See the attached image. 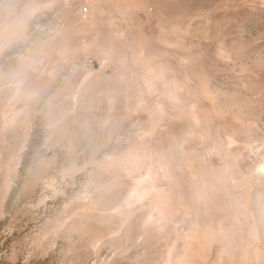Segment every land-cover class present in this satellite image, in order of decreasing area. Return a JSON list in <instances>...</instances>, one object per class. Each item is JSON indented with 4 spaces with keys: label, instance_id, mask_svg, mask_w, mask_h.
<instances>
[{
    "label": "rangeland",
    "instance_id": "rangeland-1",
    "mask_svg": "<svg viewBox=\"0 0 264 264\" xmlns=\"http://www.w3.org/2000/svg\"><path fill=\"white\" fill-rule=\"evenodd\" d=\"M0 264H264V0H0Z\"/></svg>",
    "mask_w": 264,
    "mask_h": 264
},
{
    "label": "built area",
    "instance_id": "built-area-1",
    "mask_svg": "<svg viewBox=\"0 0 264 264\" xmlns=\"http://www.w3.org/2000/svg\"><path fill=\"white\" fill-rule=\"evenodd\" d=\"M86 12V10H83V13H85Z\"/></svg>",
    "mask_w": 264,
    "mask_h": 264
}]
</instances>
